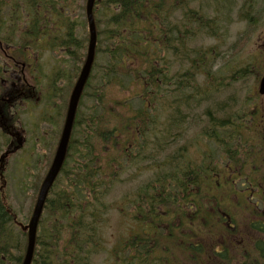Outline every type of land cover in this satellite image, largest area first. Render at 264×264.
<instances>
[{"label":"trees","instance_id":"16d2710c","mask_svg":"<svg viewBox=\"0 0 264 264\" xmlns=\"http://www.w3.org/2000/svg\"><path fill=\"white\" fill-rule=\"evenodd\" d=\"M25 2L0 0V12L8 7L15 15ZM71 2L61 4L62 43L71 49L80 42L82 48L67 15ZM211 3L95 1L92 68L105 54L109 62L103 70L111 81L125 74L136 84L132 97L110 100L107 110L91 117L81 110L86 98L107 103L96 90L88 93L92 74L86 82L63 165L43 207L47 216L38 223L31 264H264V174L259 173L264 153L255 144H263L264 129H257L264 124L255 96L240 102L232 95L214 108L216 93L244 80L252 69L239 70L236 77L216 67L236 45L222 51L228 22L220 13L223 7L212 3L209 13ZM84 5L85 0L82 11ZM131 98L138 102L133 109ZM113 121L118 126L109 128ZM59 135L51 138L45 172ZM126 169L151 176L122 197L129 235L106 249L102 200L115 179L109 173ZM4 217L0 202V264H22L26 232L16 224L18 215L10 224L2 223Z\"/></svg>","mask_w":264,"mask_h":264},{"label":"rangeland","instance_id":"374dc122","mask_svg":"<svg viewBox=\"0 0 264 264\" xmlns=\"http://www.w3.org/2000/svg\"><path fill=\"white\" fill-rule=\"evenodd\" d=\"M208 1L211 3V0ZM215 1L218 2L219 9L224 8L220 13L221 15H224V18L228 22L226 33H224L225 44L222 51L229 45H236L234 48L235 53L230 54L229 59L225 58V55H222L217 61L216 67L221 69V73L223 75L224 73L225 75H228L227 71L229 74L235 72L236 77L238 76V71L245 68L252 69V72H247L244 80H237L239 82H233L227 87V90L218 91L215 95L214 108H216L218 105L226 104L227 99L232 95L240 100V102H244L248 98L252 100L254 96H258V82L262 75H264V0H237L236 4L235 0ZM202 3L203 5L206 4L207 0H202ZM82 4L83 0H72L68 8L67 15H69V17L75 23L77 39L84 40L85 26L83 16L84 11H82L81 8ZM195 6H197V4H195ZM204 8L208 9L206 7ZM214 8L215 7L211 3V6H209V13L212 14V10ZM22 9L23 4H21L19 13ZM240 16L246 17L247 21L245 22L243 20H239ZM250 18L253 19V23L255 24L250 25L248 23L249 20H251ZM18 22L20 24V21ZM3 26L5 27L0 28V35L7 32L9 27V25ZM21 27H23L22 22ZM13 29L18 35V25L14 26ZM211 43H213V41L204 42L205 45H210ZM42 50L48 49L45 46V49ZM81 52H83V50H81L79 46V52H76V54L79 56V60L81 59ZM43 56L47 60H49L51 57L55 58V55L52 52L43 53ZM108 62L109 60L105 54H99L96 58V67H94L92 71L91 86L88 93H93L96 90L99 95L101 93V98L104 97L105 100H102V102L105 101L107 104H99L95 97L86 98L85 106L81 107V110L89 114L91 117L95 116L96 113L100 114L101 109L103 108L107 110L110 105V100H120L124 99L125 97L127 98L133 96L132 89L136 84V78L133 75H129L128 77L124 74V76L115 77L111 81V78L107 74H104L105 72L103 70ZM49 65H51V63H49ZM225 66L227 68H225ZM121 83L122 85L118 86ZM103 86L105 88L102 91L101 89L97 90V88H101ZM130 102L132 104V106L129 107L130 109L138 106V102L135 99L131 98ZM254 106L257 108L259 106L260 109L258 108V110L260 112V125L262 123L264 124V95L260 97V100L254 101ZM103 119L104 123H107L109 117L105 115L103 116ZM112 125L118 126V122L113 121L108 127L110 128ZM258 128L259 129L257 130L264 129L263 125L259 126ZM193 129L194 128H192V131ZM42 140L43 141L41 145H38L33 149H29L31 151L29 152V160L25 158L24 154L16 153L15 162L13 161L14 159L9 160L10 165L8 162L5 171L7 172L5 174L8 176L10 174V180L8 183H6L7 185L5 187V193L11 198L10 205L17 213L18 221L23 223L27 218L30 217L29 211L31 209L34 197V187H36L38 182H42L45 174L44 172L47 168L46 161H49L51 158L50 154L53 144L50 143L49 138L47 139V136H44ZM255 144L258 146V148L262 149V153H264V140L263 144L261 145L257 142H255ZM28 145L29 144L26 145V148ZM171 149L173 150L174 148L170 147V150ZM259 163L261 164L259 173L264 174V158L263 161L262 159L259 160ZM109 174H114L115 179L113 180L112 186L107 189V195L102 200L103 208H105L106 214L104 216L105 223L101 228V237L104 243L103 247L106 249H110L116 244V242H118V240L126 238V236L129 235V228L126 224L127 219L125 220V211L127 207L124 205L122 197L131 189L133 191L135 187L138 186V184L146 182L151 176V172L143 171L139 175H136L133 170L126 169L122 172L113 171ZM59 181L61 182V185H65L63 178H60ZM46 216L47 213L44 212L43 218L45 219ZM12 253L14 255L16 254L15 251H12ZM103 257L104 254L100 255L98 257V261L100 262L103 260Z\"/></svg>","mask_w":264,"mask_h":264},{"label":"flooded vegetation","instance_id":"af4514ba","mask_svg":"<svg viewBox=\"0 0 264 264\" xmlns=\"http://www.w3.org/2000/svg\"><path fill=\"white\" fill-rule=\"evenodd\" d=\"M48 1L26 0L23 9L15 15L8 7L0 12V25H9L7 32L0 35V202L5 214L3 224L6 221L15 223L11 198L5 193L6 183L10 180V174H5L9 160L15 162L16 153L24 154L29 160V149L41 145L44 136L52 143L55 133L60 131L61 135L71 82L79 75V56L76 54L79 42L72 51L62 43V0H57L56 6L52 7L47 5ZM21 22L22 33L17 35L11 28L16 24L21 28ZM21 39L24 43L16 45L15 42ZM45 46L48 50H42ZM46 52L54 53L55 58L47 60L43 56Z\"/></svg>","mask_w":264,"mask_h":264},{"label":"water","instance_id":"95a60500","mask_svg":"<svg viewBox=\"0 0 264 264\" xmlns=\"http://www.w3.org/2000/svg\"><path fill=\"white\" fill-rule=\"evenodd\" d=\"M93 5H94V0L86 1L85 12H86V19H87L88 33H89L87 56H86L85 63L82 67V70L80 72V75L70 95L63 130H62L59 142H58V146H57L53 161L40 186V189L37 195V200H36L31 218L29 220V223L24 228V230L27 231V247H26V252H25L22 264L31 263L33 250H34V244H35L37 224H38L48 191L51 188L63 164L77 103L80 98L81 92L83 90L84 84L89 75L90 68L92 66L94 50H95V45H96V30H95V24H94L93 13H92ZM258 94L259 95L264 94V76L260 79L259 86H258Z\"/></svg>","mask_w":264,"mask_h":264}]
</instances>
